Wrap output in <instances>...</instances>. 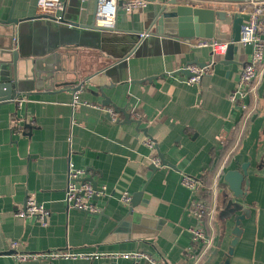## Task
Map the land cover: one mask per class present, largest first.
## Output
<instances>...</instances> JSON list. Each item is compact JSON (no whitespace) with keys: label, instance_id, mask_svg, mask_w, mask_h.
<instances>
[{"label":"crops","instance_id":"obj_1","mask_svg":"<svg viewBox=\"0 0 264 264\" xmlns=\"http://www.w3.org/2000/svg\"><path fill=\"white\" fill-rule=\"evenodd\" d=\"M12 1L0 0V20L7 19ZM36 1L16 0L12 16L39 15ZM61 1L65 8L68 0ZM146 1V7L131 13L121 7L117 27L141 32L149 29L153 25H149L150 15L160 0ZM189 1L179 0L196 7L207 5ZM86 3H82L81 24L91 21L84 15ZM231 22V17L216 21L212 41L231 43ZM46 28L54 27L44 20L11 26L13 37L9 38L0 25V51L10 48V52L23 56L18 79L31 89L29 94L20 95V108L16 101L0 102V264H132L100 260L15 263L7 256L13 241L22 253L138 251L161 264L188 262V229L195 220L187 207L192 195L180 181L183 175L203 179L240 123L241 112L230 103L229 94L250 49L236 43L232 63L226 64L209 48L197 47L200 40L153 39L150 35L137 55L118 64L98 49L70 46L57 50L63 71L57 74L54 85H65L34 87L27 81L32 62L55 43ZM10 52L4 53L0 62L8 61ZM194 60L211 64V68L199 83L188 86L182 75L174 73ZM258 80L259 110L251 119L246 137L225 155L210 187L198 191V196L218 205L214 248L200 264H221L227 256L229 264H264V65ZM76 87H81L80 99L88 105L72 107ZM101 93L114 107L125 109L132 123H124L121 112H117L116 121L108 119L103 108L113 106L102 105ZM134 116L138 120H133ZM146 138L153 141L154 150L146 147ZM159 153L174 168L163 166L151 171V159ZM70 163L84 169L86 179L97 188L106 187L107 197L95 200L100 214L66 208L63 199ZM244 163H249L246 196L235 201L223 194L226 187L221 184L222 175ZM140 191L144 194L132 211L121 204L124 194L132 197ZM224 195L234 206L219 209ZM28 196L49 211L46 227L32 217L16 216ZM240 216L243 219L235 236ZM234 239L236 243L231 246Z\"/></svg>","mask_w":264,"mask_h":264},{"label":"built area","instance_id":"obj_2","mask_svg":"<svg viewBox=\"0 0 264 264\" xmlns=\"http://www.w3.org/2000/svg\"><path fill=\"white\" fill-rule=\"evenodd\" d=\"M119 0H97L96 24L99 26H112L116 8ZM122 9L131 13L134 10L146 7V0H121ZM207 5L201 7H210L226 13L227 17H242L243 22L240 26L238 44L250 49L249 58L241 67L237 82L233 90L229 94L230 103L241 112V131L247 121H251L258 108L257 87L259 84V76L264 65V0H247L242 3L226 5L227 3L203 1ZM230 4V3H229ZM36 7L39 15L52 17L55 23H60L65 8L61 0H37ZM155 25L139 34L141 40L148 38ZM200 48H209L214 57H224L228 43H219L216 41L200 40L196 44ZM211 64L199 66L189 65L186 70L190 73V77L184 80L188 86H193L201 81L210 72ZM81 87L74 88L72 94L71 105L75 108L78 105H88L80 99ZM23 99H17L18 108L22 106ZM96 107V106H95ZM100 108V107H97ZM109 119L116 121L117 113L111 108H103ZM133 120H138L134 116ZM144 144L150 150H154V143L150 138L144 140ZM152 166L156 168L162 167L161 159L153 156L151 159ZM181 186L190 191L192 197L187 207L191 217L195 220V224L188 229L191 236V246L187 255L188 262L182 264H200L208 257L215 243L214 218L216 216L217 201H206L198 191L204 186L201 180L183 175L181 178ZM216 186L214 185V188ZM107 197L106 187H94L92 182L86 179V171L84 169L75 168L71 163L66 171V185L64 189L63 202L67 209L75 210L86 214H100L101 210L96 205L95 200ZM120 202L124 207H129L131 196L124 194ZM19 218L32 217L42 227L47 226V218L49 211L41 204L35 201L32 196H28L23 209L16 211ZM18 243L13 241L9 244L8 254L15 263H23L26 261H129L132 264H140L142 262L148 264H161L160 261L142 252L129 253H84L76 250H50L40 253H22L17 251Z\"/></svg>","mask_w":264,"mask_h":264},{"label":"water","instance_id":"obj_3","mask_svg":"<svg viewBox=\"0 0 264 264\" xmlns=\"http://www.w3.org/2000/svg\"><path fill=\"white\" fill-rule=\"evenodd\" d=\"M16 0L12 1V5L6 20H0V25L4 26V29L8 31L9 38L13 37L10 27H18L23 23L30 21H42L46 25H52L54 28H46L48 33L52 34V40L55 42L48 46L45 54L43 53L39 59L32 62V68L30 69V75L27 81L33 85L42 84L53 88L54 86H60L61 84L54 85V79H58V73L63 71L62 59L57 50L68 48L70 46L82 47L85 45L90 48L98 49L107 56L111 57L120 63L131 55H137L147 40H141L139 34L141 31L133 29H121L118 28L119 12L122 5V1L118 2L116 8V16L113 25L99 26L96 24V11L97 0H87L84 15L90 16L91 21L89 24H81L80 16L82 10V3L84 0H68L66 2L65 13L60 23H55L52 17L45 15H37L32 17L15 18L13 17V9ZM86 1V0H85ZM153 2L154 0H149ZM193 4L210 1L220 3H242L247 0H190ZM91 5V6H90ZM68 14L70 16L68 17ZM225 12L216 10L210 7H196L190 5V3L179 2V0H160L159 7L153 9L150 15L149 25L154 24V32L151 33V38L161 39H178V40H207L211 42L214 38L215 22H224L227 20ZM243 22L242 17H233L231 25L232 41L228 44L223 62L226 64L232 63V54L237 49L239 41L240 26ZM147 29V28H146ZM62 42V43H60ZM8 50V51H6ZM10 48L2 49L0 51V57L6 52H10ZM9 60L5 63L0 62V102H13L19 99L20 95L29 94L31 89L26 88L27 82L19 80L18 75L20 71L19 60L23 58L19 52H10ZM61 64V66H60ZM199 65L197 60L191 63H187L182 69L174 73L176 76L182 75V80L190 77V73L186 70L189 65ZM57 67V68H56ZM56 68V69H55ZM41 73L44 76H41ZM52 80V82H49ZM147 81H151L148 79ZM65 85L62 83L61 86ZM35 87V85H34ZM33 87V88H34ZM102 91V88L100 89ZM102 105H112L111 101L104 93H101ZM113 106V105H112ZM115 106V105H114ZM113 106V110L121 112L124 115V123H132L130 120V114L125 109H118ZM109 119V118H108ZM119 122V121H118ZM138 125V122L136 123ZM24 126L28 127L25 123ZM161 159L162 167H172L168 162L164 161L161 154H158ZM249 163L242 164L239 169L228 170L222 175V182L226 189L223 194H230L235 201H241L246 196V190L248 187L247 169ZM151 171H156L158 168L150 166ZM96 188V184L93 183ZM144 191H140L131 197L129 211H132L134 205L138 199L143 196ZM227 195L225 197H227ZM229 200L227 207L234 206L233 201ZM237 206V205H236ZM226 207V208H227ZM243 217H239L236 221V228L233 232L237 236L239 230V222ZM236 239L231 242V246H234ZM232 249L229 250L228 255L232 253ZM221 264H229V257L227 256Z\"/></svg>","mask_w":264,"mask_h":264},{"label":"trees","instance_id":"obj_4","mask_svg":"<svg viewBox=\"0 0 264 264\" xmlns=\"http://www.w3.org/2000/svg\"><path fill=\"white\" fill-rule=\"evenodd\" d=\"M258 110H259V108H258ZM258 110L256 111V113L258 112ZM250 122L251 121L246 122L242 131H241L240 123H238L234 127L233 132L231 134V137L226 141L224 146L220 149L219 157L212 163V169L210 171L206 172L205 175L203 176V179H201L206 188L210 187V185H211V183H212V181L216 175V172L218 171V168L220 167V164L223 161L225 155L233 148L234 144L237 145L236 146V149H237L238 146L240 145L242 139H244L246 137ZM228 196H230V194H228ZM229 200H230L229 197H225L224 200L221 201V206L219 207V209L220 208L224 209L227 206Z\"/></svg>","mask_w":264,"mask_h":264}]
</instances>
